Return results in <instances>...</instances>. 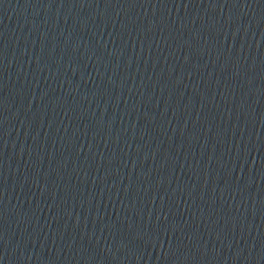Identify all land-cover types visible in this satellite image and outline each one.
Listing matches in <instances>:
<instances>
[{"label":"water","instance_id":"1","mask_svg":"<svg viewBox=\"0 0 264 264\" xmlns=\"http://www.w3.org/2000/svg\"><path fill=\"white\" fill-rule=\"evenodd\" d=\"M0 145L93 264H264V0H0Z\"/></svg>","mask_w":264,"mask_h":264}]
</instances>
